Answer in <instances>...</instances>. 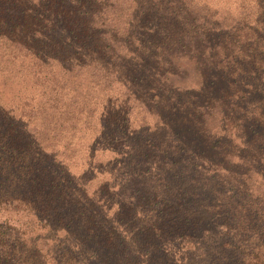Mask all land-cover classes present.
Instances as JSON below:
<instances>
[{"label": "trees", "instance_id": "obj_1", "mask_svg": "<svg viewBox=\"0 0 264 264\" xmlns=\"http://www.w3.org/2000/svg\"><path fill=\"white\" fill-rule=\"evenodd\" d=\"M0 45L126 88L90 156L128 177L90 193L0 104V264H264V0H0Z\"/></svg>", "mask_w": 264, "mask_h": 264}, {"label": "rangeland", "instance_id": "obj_2", "mask_svg": "<svg viewBox=\"0 0 264 264\" xmlns=\"http://www.w3.org/2000/svg\"><path fill=\"white\" fill-rule=\"evenodd\" d=\"M125 89L99 67L91 65L69 71L56 63L40 65L30 56L0 45V104L27 123L45 150L55 152L73 172L81 173L89 163L95 165L99 173L89 191L93 193L109 182L111 201L115 197L111 192L127 184L128 177L118 174L121 165L115 160L120 156L98 147L91 157L90 148L100 132L99 117L105 105L111 102L114 106L126 99ZM129 118L132 131L152 132L158 123L157 116L140 102H131ZM115 209L114 206L109 214L113 215ZM186 249L183 244V249L175 251L184 253Z\"/></svg>", "mask_w": 264, "mask_h": 264}]
</instances>
